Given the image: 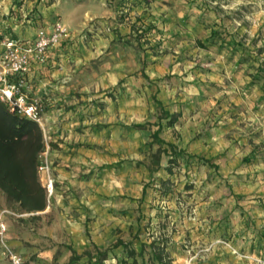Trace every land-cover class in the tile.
Instances as JSON below:
<instances>
[{
  "label": "rangeland",
  "instance_id": "1",
  "mask_svg": "<svg viewBox=\"0 0 264 264\" xmlns=\"http://www.w3.org/2000/svg\"><path fill=\"white\" fill-rule=\"evenodd\" d=\"M71 2L72 12L79 6L80 14L105 8L80 27L84 53H95L62 79L31 76L27 91L30 102L43 105L47 147L40 159L51 167L55 188L66 170L94 178L85 190L100 197L92 212L88 198L77 211L68 208L67 192L61 201L48 194L51 209L35 217L0 193L10 249L24 264H69L73 239L65 216L83 214V239L90 240L93 253V236L110 243L118 235L130 240L141 226L135 245L154 237L168 241L174 264H264V80L255 78L257 66L264 67V0ZM139 18L150 24L140 40L133 35L141 31L131 27ZM217 23L224 26L216 29L231 34L214 32ZM229 39L238 48L226 44ZM161 106L178 120L169 125L163 119L160 136L185 153L173 163L170 154L163 155L161 169L150 174ZM61 152L82 155L83 162H64ZM45 176L42 171V182ZM2 250L0 242V264H10ZM122 255L114 251L105 264H118ZM70 264L92 263L84 257Z\"/></svg>",
  "mask_w": 264,
  "mask_h": 264
},
{
  "label": "trees",
  "instance_id": "2",
  "mask_svg": "<svg viewBox=\"0 0 264 264\" xmlns=\"http://www.w3.org/2000/svg\"><path fill=\"white\" fill-rule=\"evenodd\" d=\"M140 1L146 3L149 0ZM15 3L18 10L24 4V0H15ZM11 11L15 10L11 9ZM142 22L143 19L139 18L131 25L133 33L141 31V33L133 35L138 40L143 36L142 34H147L146 30L150 27V24L145 27ZM217 26H224V23H217V25L212 26L214 32L217 33L218 30H221V36L224 35L223 32L231 34L225 28L216 29ZM198 42L200 46H205L201 40ZM235 42L236 40L232 41L229 39L226 44H230L235 50L238 48ZM41 74L43 73L41 72ZM26 78L27 80H32L31 75H26ZM255 78H263L264 80V67L262 64L257 66ZM260 87L264 93V81L261 82ZM160 109L164 115H159V120L155 123L157 129L152 134L154 141L159 144V147L151 155L153 166L149 168L150 174H154L161 169L163 155L170 154L169 162L173 163L177 161L176 156L178 153H185L184 149H179L175 143L167 141L160 136L164 125L163 119L167 118L169 125H173L178 120L176 113H171L164 106H161ZM132 126L144 128L147 123H135ZM49 144L51 146L56 145L55 143ZM46 147L44 131L39 122L13 110L8 102L0 100V191L5 195L10 206L23 213H33L35 217L38 216L35 215L37 212L44 211L49 204L48 192L39 174L40 157ZM197 158L211 167L219 168V165L210 158L203 156H197ZM167 170L169 173L172 172V168L169 166ZM143 192L145 193V188ZM137 220L140 222L141 217L139 216ZM140 227L130 240L118 235L104 249L93 243L94 248L97 250L95 254H93L91 249L78 253L71 245L68 246L72 250L69 264L84 257L88 258L89 263L105 264L110 254L118 249L123 254L118 264H174L168 241H158L154 237L150 242L141 241L140 248L135 245L136 240H141Z\"/></svg>",
  "mask_w": 264,
  "mask_h": 264
},
{
  "label": "crops",
  "instance_id": "3",
  "mask_svg": "<svg viewBox=\"0 0 264 264\" xmlns=\"http://www.w3.org/2000/svg\"><path fill=\"white\" fill-rule=\"evenodd\" d=\"M7 4L2 3V0L0 2V7L4 9L3 12H0V28L5 34L12 35L13 37L21 39H33L36 36L38 29L42 26L49 28L56 21H62L67 25L69 36L64 39L58 47L48 51L46 62L42 63L41 65H36L33 68L31 76L36 78V80H39L40 77H44L45 75H48L50 78H54L55 80L62 79L70 72L71 68H73V65L77 66L78 64H83L87 58L89 59L91 57V54L95 53V51L91 52L88 49V55L84 53V49H86L87 46L84 42V35L82 34L80 27L85 28L88 24H90V21H93L95 18H100L99 16H102L100 15L101 12H104L105 9L102 8V5L96 7L97 9L94 10H91L90 8L84 9V11L80 14L79 6L77 8V12H72L76 7L74 3L71 2V0H24V4L15 12L16 14L11 15V8L13 6L16 7L15 0H8ZM21 16H23V18H21ZM20 18L22 20H20ZM124 29L126 30V28ZM75 46L78 48H75ZM44 81L49 80L46 79ZM79 150L80 149H77L76 151L79 152ZM73 151L75 150L73 149ZM68 152L60 153L59 157L62 158V161L67 163L83 162L82 155L75 154L72 157V155ZM61 174L62 175H60V177L57 179L59 184L56 185L54 192V197L58 201L63 200V193L67 192L66 198L69 199L68 203L70 204V207L68 208H72V206H74L76 207L75 209L77 211H81V204L83 202L89 203L90 201L89 207L92 209V212L93 210L97 209L96 200L100 197L99 192L95 190H85L86 184L95 182L94 178L85 180L84 178L77 176L76 173H70L66 170H63ZM0 193L3 195V197H5L1 191ZM85 198H88L89 201L85 200ZM48 207L51 209V206H47L44 211H47ZM94 214L96 213L94 212ZM68 215L71 217V219L66 218ZM72 216V214H67L65 216V228L70 236H72L73 240H71L73 243L70 242V244H72L71 246L78 253H81L84 250L89 249L91 243L89 239H83L86 228L83 224V214L76 218H73ZM98 229L99 227L95 228L94 232H96ZM108 229L110 230L109 235H111L112 227L109 225ZM101 239L102 238L100 236L98 238L97 236H93V242L99 248H106L110 242H105L103 239ZM76 245L81 246V248L79 249L76 247ZM71 255L72 250L70 249L67 253V256H70L71 258Z\"/></svg>",
  "mask_w": 264,
  "mask_h": 264
},
{
  "label": "built area",
  "instance_id": "4",
  "mask_svg": "<svg viewBox=\"0 0 264 264\" xmlns=\"http://www.w3.org/2000/svg\"><path fill=\"white\" fill-rule=\"evenodd\" d=\"M11 9L15 11L10 10V14L15 15L17 5ZM68 36V29L62 21H56L49 28L40 27L33 39L13 37L5 34L0 28V100L8 102L13 110L40 124L43 105L38 99L29 101L26 75H31L36 65L46 62L48 51L58 47ZM42 171L46 174L43 185L51 195L55 192L51 167L41 163L39 174ZM8 240L9 227L4 216L0 214V242L3 254L9 258L10 264H24L23 257L10 249Z\"/></svg>",
  "mask_w": 264,
  "mask_h": 264
}]
</instances>
